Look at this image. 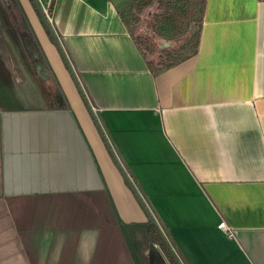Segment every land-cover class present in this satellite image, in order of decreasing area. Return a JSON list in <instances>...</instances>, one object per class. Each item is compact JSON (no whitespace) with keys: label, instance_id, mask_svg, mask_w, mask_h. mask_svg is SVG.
<instances>
[{"label":"crops","instance_id":"obj_1","mask_svg":"<svg viewBox=\"0 0 264 264\" xmlns=\"http://www.w3.org/2000/svg\"><path fill=\"white\" fill-rule=\"evenodd\" d=\"M129 1L38 0L61 52L0 7V264H264V3L206 0L153 70Z\"/></svg>","mask_w":264,"mask_h":264},{"label":"rangeland","instance_id":"obj_2","mask_svg":"<svg viewBox=\"0 0 264 264\" xmlns=\"http://www.w3.org/2000/svg\"><path fill=\"white\" fill-rule=\"evenodd\" d=\"M145 3L148 5L143 6ZM7 4L0 0V7H4L9 17V28L17 30L20 27L26 31L14 0H8ZM201 4L202 0H133L121 6L118 15L143 58L157 70L175 64L191 53ZM41 7L49 16V7Z\"/></svg>","mask_w":264,"mask_h":264},{"label":"water","instance_id":"obj_3","mask_svg":"<svg viewBox=\"0 0 264 264\" xmlns=\"http://www.w3.org/2000/svg\"><path fill=\"white\" fill-rule=\"evenodd\" d=\"M35 8V10L37 11V13L39 14L40 16V19H41V22L43 24V26L45 27V29L48 31L50 37L53 39V41L55 42L56 46L58 47L59 51L61 52L60 50V46L57 42V39L55 37V34L51 28V25L49 24V21L47 20V15L45 13V11L43 10V8L41 7V5L39 4L38 0H30ZM85 104L87 105L85 99L83 98ZM108 147V146H107ZM116 165H117V168L119 169V171L121 172V175L124 177V179L126 180L127 184L132 188V185L131 183L129 182L127 176L125 175V173L123 172V170L121 169L120 165L116 162ZM139 202L141 203V201L139 200ZM142 205V208L145 212V214L147 215V218L149 220V223L151 224V226L159 233L160 237L161 234H160V230H159V227L155 221V219L153 218V216L151 215V213L149 212V210L141 203ZM169 254L170 256L172 257L173 261L175 264H179L177 262V260L174 258L173 254L169 251Z\"/></svg>","mask_w":264,"mask_h":264},{"label":"trees","instance_id":"obj_4","mask_svg":"<svg viewBox=\"0 0 264 264\" xmlns=\"http://www.w3.org/2000/svg\"><path fill=\"white\" fill-rule=\"evenodd\" d=\"M205 2H206V0H202L201 9H200V19H199L198 23L196 24L197 25V36H196V40H195V44H194L193 50L191 51V53H189V56H192V55L196 54L197 49H198L200 31H201L202 21H203V13H204ZM146 5H148V3H145L143 6H146ZM171 65H173V64H171ZM168 66H170V65H168ZM168 66H166V67H168ZM163 68H165V67H163ZM159 69H161V68H159ZM153 233L158 234V232L154 228H153Z\"/></svg>","mask_w":264,"mask_h":264},{"label":"built area","instance_id":"obj_5","mask_svg":"<svg viewBox=\"0 0 264 264\" xmlns=\"http://www.w3.org/2000/svg\"><path fill=\"white\" fill-rule=\"evenodd\" d=\"M259 1L264 3V0H259ZM217 228H218L219 230L224 231V233H225L229 238H234V234H233L232 229H230L229 227H227V226L225 225L224 222L219 223V225L217 226Z\"/></svg>","mask_w":264,"mask_h":264}]
</instances>
